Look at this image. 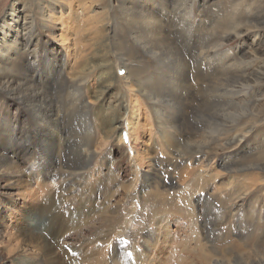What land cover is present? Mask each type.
<instances>
[{
    "label": "rangeland",
    "instance_id": "rangeland-1",
    "mask_svg": "<svg viewBox=\"0 0 264 264\" xmlns=\"http://www.w3.org/2000/svg\"><path fill=\"white\" fill-rule=\"evenodd\" d=\"M48 1L50 0H0V48L2 47L0 49V164L4 161V157L7 158L5 162L8 164V166L5 165L0 168V172L4 169L8 170L6 172H4L5 170L3 171L6 174L5 179L3 178V180L0 178V210L2 209L0 211L1 263L13 264L11 258L13 253L9 252L8 245L16 244V241L23 235V231L48 233L56 232L59 228L61 229L64 226L68 228L63 231V236L60 237V242L55 246V250L61 251L62 249L69 253L73 252L71 254L75 256H81L74 264H100L101 261V264H116L117 262L113 260L121 258L124 264H178L177 261H179V259L185 264H204L198 258L201 254L210 256L211 260L206 264H226L221 261V250L219 249L229 246L231 240L238 237H236V233L239 231L245 233L247 232L246 229H249V234L248 232L245 234L250 236L251 239H253L254 236L257 237L261 235V243L247 249H236L234 252V259L230 264H259L264 262V230H262L264 229V189L261 191H255L253 189L259 185H264V170L255 168L254 165L250 164H255L259 161L256 158H258L259 152L264 149V123L248 125L247 127L252 126L253 129H250L247 138L241 143H238V145L226 143V137L228 135L233 136L237 132L241 133L243 129L245 130V124L243 125V123L248 118L258 116L262 120V116H264V4H261L258 0V3L256 0H86L90 4L86 2L89 7L84 9V5L82 7L83 2L70 0L75 2V5H73V12H75L76 9L78 15L73 19L64 20L66 17H69L71 9L68 7L66 1H63L62 3H65L67 8H64L65 10L63 13L59 10L53 12V20L50 21L53 24V28L51 29V34H49L43 26L44 15H42L44 7L48 6ZM117 1L123 2L124 4L118 8L119 3ZM132 4H134L135 7ZM28 6H31L33 9ZM40 8L42 9L40 10ZM125 8H128V11H125L127 15L124 12ZM141 8L143 10H141ZM22 9L25 10L23 13L20 11ZM12 10H16L18 14H12ZM116 11L120 15L116 14ZM143 11H155L154 13H158L159 16L161 15L160 17L163 19L164 28L162 30L163 34L161 33V35L158 36L162 38L157 37L152 39L154 42H149L150 39H146V34L141 28L143 23L141 21L140 12ZM55 12L58 16L56 14L54 15ZM25 14L29 17L27 20L25 19ZM55 16L58 18L55 19ZM59 18H63L64 25L62 23L63 20H59ZM133 18L136 19L133 20ZM37 19L39 20L37 21ZM116 19L118 21H116ZM131 20L133 21L131 22ZM4 21H6L5 25ZM68 25L72 26V28L68 30L70 38L81 37L85 39V42H82L81 48L76 49L75 46H72L74 51H79L77 55L79 59L82 60L81 63L83 62V64H85L82 65V71L78 73V78L80 79L82 77L81 82H71L72 84L66 79H58L59 76H62L60 73L62 71L61 69H63L61 65L59 66V62H63L62 66L65 64L67 68L64 72V76L67 79L71 77L67 75L68 73L66 71L72 72L73 69L72 57L68 56L66 45L60 40H57V37L58 39L60 38L59 36L62 33V28L64 26L68 27ZM92 26H95L94 29L97 31L99 27L104 26L105 32L102 34V40L105 45L101 44L102 42L98 43V41H96L97 37H94V34H89L91 31L88 33V29ZM40 28L42 31H39ZM138 28H140V30H138ZM134 34H136V36ZM110 37L114 39V42ZM139 37L142 38L139 39ZM106 39L111 43L109 41L106 43ZM26 41H28V44ZM113 43L117 45H112ZM102 45L105 47V57L102 56V53L99 51ZM109 45L113 48L115 47V49L111 46L109 47ZM150 47H154V51H151ZM15 48L18 51H16ZM110 48L113 50L111 51ZM117 49L118 52H114L117 51ZM125 49H129V52ZM26 50L28 52H26ZM25 52L26 54H24ZM144 53L145 55H143ZM206 54H208V56ZM135 56H137V59H132L135 58ZM32 61H34L36 65L32 64ZM117 62L120 64V70L117 69ZM146 64L148 66H146ZM107 66L111 71L108 70ZM103 67L105 68L103 69ZM110 67H112L113 70ZM17 68L18 70L20 69V73L17 71ZM127 68L138 70L139 75L137 76V81L139 85L138 93L136 94L132 93V90H129L132 89L131 85H134L133 81H131V84L129 79H127L128 81L125 79L128 72ZM162 69H164L166 73ZM105 70L108 71L105 73ZM77 72L78 71H75V73ZM65 73L67 74L65 75ZM33 75L37 77L32 78ZM214 76L216 77L214 78ZM121 77L123 78L122 80ZM105 78L107 79L106 81L112 83V87L106 89V92L102 93L97 99V89L100 88L101 81ZM39 84H42V87L37 89ZM30 85L32 86L30 87ZM32 87L34 88L33 90ZM162 88L164 91H162ZM86 92L88 94H86ZM92 92L93 94L91 95ZM133 94L136 96L140 94L137 97H139L138 106L142 121L143 119H149L154 124L151 123L153 126H148L149 129L147 127L136 128L135 136L138 135L139 137L135 144L131 143L130 136L132 134L130 121L134 116V110L131 105L132 99L130 98H132ZM157 94H159L160 97H158ZM85 95L87 97H85ZM88 95H90V97ZM82 99H85V102ZM39 102L43 103H41V107L46 106L48 109L51 108L50 110L54 111L56 109L55 112H58L59 116L53 115V118L55 117L56 119L55 122L49 118L40 119V121H32L30 119L26 104L34 105ZM186 102L188 103L186 104ZM194 103L196 104L194 105ZM50 105L53 106V108L50 107ZM94 109L97 113L93 112ZM98 113L100 114L99 116L102 117L99 118V116H97ZM91 115L97 116V120H94L96 118ZM175 116L177 119H175ZM161 117L171 121L169 127L163 129L160 124ZM103 118H113V123L116 126L117 130L115 129L116 131L114 130L111 132L110 137H105V131H107L108 128L106 123H103ZM242 120L244 122H242ZM57 121L58 123L56 124ZM176 122H178V124ZM58 124L59 127L57 126ZM55 130L57 131L55 132ZM163 130L172 133L169 145L165 142L166 139L164 140V138H162ZM13 131L17 132L16 136H13ZM148 132L151 135L148 134ZM157 132L160 133L158 134ZM121 136H124L125 139L119 140ZM173 137L176 138L173 139ZM156 141L158 142L156 143ZM86 144L91 146V149L96 154L92 155L91 159L85 165V167H87V165L88 167L84 168L78 175H68V173L65 174L63 172H61L60 175L58 168L54 166L57 160L64 161L70 159L68 161L70 163L72 160L80 157L82 158V150L86 151ZM24 147L33 149L31 150L35 153L36 158H32L31 161L36 160L37 165L28 161L29 157L25 154L26 151H21V148ZM97 147L100 148V150L97 149ZM138 147L139 149L143 148L144 151L148 147H153L161 158L167 157L170 158V160L166 161L159 158L160 160L158 159L155 162L152 157L154 152H146L147 154L144 153L143 155L144 160L141 164L142 166L139 165L138 167L136 164L138 159ZM220 148L222 150L221 152ZM223 148L225 149L223 150ZM165 149L167 153L164 151ZM163 151L166 156L163 154ZM12 155L16 158L15 160L18 163L12 164L13 167L10 165L12 162L10 156ZM45 155L48 156L46 168L38 165L40 158H43ZM198 158H200V160ZM150 159H152V161ZM111 161L114 163L116 162L115 166L111 164ZM100 162H105L104 166H101ZM146 162H148V165L145 164ZM151 162H155L153 163L154 165ZM169 165L171 167H169ZM153 166H155V168ZM48 167L53 169L54 172ZM54 167L55 169L57 168V171L54 170ZM167 167H169L168 170ZM37 168H41V171L47 173V176L41 175L39 181L44 183L50 182L49 188V185L45 184L44 191L38 193V195H42V197L39 196V198L36 197L37 190L34 188L36 187V183H38L36 179ZM16 170H18V173L14 177L13 171L16 173ZM191 171H193V174H191ZM144 172L146 176H144ZM82 174L85 175L82 176ZM261 175L263 177H261ZM65 180L67 181L65 182ZM12 182H14V189H12V191H8L10 187L6 188V191H8L7 193L2 191V185ZM85 183L94 185L92 186L93 189L91 188L89 192L85 190ZM107 185L109 186L110 192L114 194V197H108V199L102 196L104 193L101 192ZM121 185H124L126 188H123ZM204 185H206L205 187L207 189ZM96 186L99 187L96 188ZM154 186H157L160 191L165 190L168 202L161 213L158 215L155 214L156 217H154L153 214L155 201H149L147 199V194L154 191ZM33 190L34 193H32ZM46 192L49 196L45 194ZM217 194L221 197H218ZM239 195H242L243 199L239 201V205L234 211L231 209L229 210L228 206L234 202L231 201L232 196L235 197ZM46 196L49 198L51 196L53 197V210L45 212V214L37 212L36 210L30 212L26 211L27 204L28 206H33L32 204L36 202V200L42 201V198ZM225 196H227L226 199ZM229 198L230 200H228ZM61 199L64 202H62ZM95 199L97 202L93 205ZM246 201L249 202L247 203ZM6 202H9V204L6 205ZM206 202L208 205H204ZM184 205L187 207H184ZM198 207H201L199 208L200 210ZM128 209L130 213L125 216V221L121 226L122 228L110 230L109 226L104 227V224H102L107 218L112 217L110 214L115 216L121 212L126 213ZM56 212L59 213L60 218L55 216ZM27 213L29 216L26 218L25 215ZM83 220L88 226L84 224ZM166 220L169 221L167 222ZM252 220L255 221V223ZM15 222L19 229H21V232H16V229H14L13 226ZM74 222L76 224H74ZM71 223L74 225H70ZM12 224L14 225L12 226ZM62 224L64 226H62ZM98 224H100V226H98ZM166 224L169 228L166 227ZM82 226H87L88 228ZM256 226H258V231L256 230ZM166 230L169 232V236L171 234L173 235V237L171 235L173 239L168 238L172 240L168 241L169 243L172 242V247L168 248L166 246L168 252L164 250L165 248L163 249L162 257H165L166 260L164 261V258L161 257L164 262L161 261L162 263H160V260H156V254L159 255V252L155 249H159V246L161 244L163 245V242L167 243L164 241L163 237H166V235H164ZM234 230L236 232L235 234ZM90 231L93 232L91 233ZM255 231L257 233H254ZM75 232L78 233L77 236ZM229 232L233 235H229ZM67 233L69 235H67ZM95 234L96 237L94 236ZM12 235H15L17 238L14 241H9V237ZM153 235H155V238ZM224 235L226 237L229 235V239L227 237L225 240L226 237ZM144 237L146 238L144 239ZM67 238H69V240H67ZM108 238L110 239L108 240ZM147 238L153 246L150 245V242H147ZM80 240H83V242ZM140 240H142V244H139ZM224 241L227 243H223ZM228 241L230 242L229 244ZM180 242L182 244L181 247L176 246ZM87 243L88 245H86ZM197 244H202L204 248L201 250L196 249L195 246ZM220 244L226 245H221L220 247ZM63 245L64 247H62ZM122 245L126 248L122 247ZM155 245L156 247H154ZM58 246H60L59 248L61 249H58ZM135 246L136 250H132ZM128 247H131V249H128ZM150 249H154L153 252ZM132 251H136V255L138 252L137 257ZM117 252H119V254L121 252L120 257ZM141 252L144 253L142 254ZM30 253H33V251L27 250L24 255L26 256V254ZM212 253L215 255L217 254V257ZM236 253L238 254L237 257H235ZM149 254L153 255H150L152 258ZM144 258H146V261ZM141 259L144 263L141 262Z\"/></svg>",
    "mask_w": 264,
    "mask_h": 264
},
{
    "label": "bare ground",
    "instance_id": "bare-ground-1",
    "mask_svg": "<svg viewBox=\"0 0 264 264\" xmlns=\"http://www.w3.org/2000/svg\"><path fill=\"white\" fill-rule=\"evenodd\" d=\"M31 1V0H30ZM51 1V0H50ZM50 1H48V6H46V7H44V9H43V12H42V15H44V19H43V16H42V19L44 20L43 21V26H44V28L46 29V32H48L49 34H51V29L53 28L52 26H53V24H52V22H50L51 20H53V12L54 11H60L61 13H63V11L65 10L64 8H67V6H65V3H62L63 1H66V3H67V5H68V7L71 9V12H70V15H69V17L67 18H65L64 20H66V19H73L74 17H76L77 15H78V12H76V9H75V12H73V9H74V6L73 5H75V2H73V1H70V0H52L51 2ZM77 2H83V4H82V7H83V5H84V9L85 8H88L89 6H87V4H86V0H76ZM95 1V0H94ZM93 1V2H94ZM119 1H121V0H119ZM130 1V0H129ZM158 1V0H157ZM187 1V0H186ZM261 4H264V0H258ZM92 2V3H93ZM113 2V1H112ZM118 2V1H117ZM133 2V1H132ZM256 2H257V0H256ZM36 3H37V1H36ZM88 3V2H87ZM119 4H118V8L119 7H121V5H123L124 3L122 2H118ZM127 3V2H126ZM193 3V2H192ZM258 3V2H257ZM88 4H90V3H88ZM94 4V3H93ZM128 4H130V3H128ZM142 4V3H141ZM157 4V3H156ZM208 4V3H207ZM37 5H39V4H37ZM113 5H114V3H113ZM125 5H127V4H125ZM132 5H134V4H132ZM40 6V5H39ZM38 6V7H39ZM109 6H110V4H109ZM116 6V5H115ZM131 6V5H130ZM28 7H30L31 8V6H28ZM36 7V6H35ZM125 7V6H124ZM123 7V8H124ZM134 7H135V5H134ZM140 7V6H139ZM142 7H144V6H142ZM164 7V6H163ZM256 7V6H255ZM254 7V8H255ZM68 8V9H69ZM116 8H117V6H116ZM145 8V7H144ZM160 8H161V6H160ZM31 9H33V8H31ZM42 8H40V10H41ZM131 10V9H130ZM141 10H143L142 8H141ZM253 10V9H252ZM22 13L25 11L24 9H22V10H20ZM125 11H128V8H125L124 9V12ZM140 11V10H139ZM30 12V11H29ZM34 12V11H33ZM117 12V11H116ZM155 12V11H154ZM154 12H145V11H143V12H140L141 14H140V16H141V18H142V23H143V25H141V28L143 29V31L145 32V34H146V39H150L149 40V42H154V40H152V39H154V38H157V37H160V38H162L161 36H158V35H161V33L163 32L162 30H163V19L158 15V13H154ZM39 13V12H38ZM109 13H111V12H109ZM126 13V12H125ZM12 14H18L17 13V11L15 10V11H13L12 10ZM28 14V13H27ZM56 14V12L54 13V15ZM116 14H118V15H120L118 12L116 13ZM24 15V14H23ZM32 15V14H31ZM57 15V14H56ZM126 15H127V13H126ZM39 16H40V14H39ZM58 16V15H57ZM110 16V15H109ZM117 16V15H116ZM130 16H132V15H130ZM133 16H134V14H133ZM139 16V15H138ZM137 16V17H138ZM139 16V17H140ZM121 17V16H120ZM136 17V18H137ZM15 18V17H14ZM27 18H29L26 14H25V19L27 20ZM40 18V17H39ZM58 17H56L55 16V19H57ZM110 18H112V17H110ZM132 18V17H131ZM136 18H133V20H135ZM33 19V18H32ZM31 19V20H32ZM60 19H62L63 20V18H59V20ZM25 20V21H26ZM30 20V19H29ZM39 19H37V21H38ZM64 20L62 21V23H63V25H64ZM112 20V19H111ZM129 20H130V18H129ZM128 20V21H129ZM133 20H131V22L133 21ZM116 21H118L117 19H116ZM115 21V22H116ZM126 21V20H125ZM137 21V20H136ZM27 22V21H26ZM109 22H110V20H109ZM5 23H6V21H4V25H5ZM38 23V22H37ZM118 23H120V22H118ZM125 23H127V22H125ZM33 24H34V22H33ZM41 24V23H40ZM117 24V23H116ZM123 24V23H122ZM122 24H120L121 26H123ZM138 24V23H137ZM111 25V24H110ZM128 25V24H127ZM139 25V24H138ZM39 26H41V25H39ZM55 26V25H54ZM106 26V25H105ZM119 26V25H118ZM124 26H125V24H124ZM33 27V26H32ZM38 27V26H37ZM42 27V26H41ZM139 27V26H138ZM30 28V27H29ZM28 28V29H29ZM43 28V29H44ZM54 28H56V27H54ZM70 28H72V26L71 25H68V27L67 26H64L63 28H62V33L60 34V38L58 39V37H57V40H60L62 43H64L65 45H66V48H67V50H68V56L69 57H72L71 58V60H72V65H73V69H72V72H69V71H66L67 73H65V75L67 74V75H70V79H67L65 76H64V72H65V70H67V68L65 67V64H64V66H62V63L63 62H59V66L61 65V67L63 68V69H61L62 71H61V77L59 76L58 77V79L60 78V79H62V80H64V79H66L67 81H69L70 82V84H72L71 82H73V83H78V82H81V79H82V77L79 79L78 78V73L80 72V71H82V65H85V64H83V62L81 63V61L82 60H80L79 59V57H78V52L79 51H74V48H72V46H75L76 47V49H79V48H81V46H82V42H85V39H83V38H81V37H75V38H70V35H69V32H68V30L70 29ZM95 28V26H92V27H90L89 29H88V33L91 35V34H94L95 36L94 37H97V39H96V41H98V43H100V42H102L101 44H104V41L102 40V34H104V32H105V28H104V26H101V27H99L98 28V31L97 30H95L94 29ZM111 28H112V26H111ZM116 28V27H115ZM125 28V27H124ZM134 28V27H133ZM132 28V29H133ZM31 29V28H30ZM38 29H39V27H38ZM94 29V30H93ZM109 30V29H108ZM124 30V29H123ZM136 30V29H135ZM134 30V31H135ZM138 30H140V28H138ZM165 30V29H164ZM32 31V30H31ZM38 31V30H37ZM39 31H42L41 30V28H40V30ZM44 31V30H43ZM55 31V30H54ZM114 31V30H113ZM116 31V30H115ZM117 31H118V29H117ZM128 31V30H127ZM142 31V30H141ZM167 31V30H166ZM34 32V31H33ZM44 33V32H43ZM127 33V32H126ZM134 33V32H133ZM136 33V32H135ZM165 33V32H164ZM31 34H34V33H31ZM56 34V33H55ZM124 34V33H123ZM163 34V33H162ZM35 35V34H34ZM40 35V34H39ZM44 35V34H43ZM43 35H41V36H43ZM109 35V34H108ZM112 35V34H111ZM131 35V34H130ZM135 36H136V34H134ZM133 35V36H134ZM129 36V35H128ZM140 36V35H139ZM143 36V35H142ZM40 37V36H39ZM48 37V36H47ZM116 37V36H115ZM145 37V36H144ZM33 38V37H32ZM43 38V37H42ZM90 38H92V37H90ZM107 38H109V37H107ZM111 38V37H110ZM117 38V37H116ZM124 38H125V36H124ZM123 38V39H124ZM140 38H142V37H139V39ZM159 38V39H160ZM49 39V38H48ZM111 39H113V38H111ZM134 39V38H133ZM145 39V40H146ZM42 40V39H41ZM44 40V39H43ZM51 40V39H50ZM49 40V41H50ZM94 40V39H93ZM118 40V39H117ZM166 40H167V38H166ZM107 41H109L108 39H106V43H107ZM112 41V40H111ZM115 41H116V39H115ZM12 42V41H11ZM17 42H19V41H17ZM28 41H26V43H27ZM35 42H36V40H35ZM34 42V43H35ZM44 42V41H43ZM110 42V41H109ZM113 42H114V39H113ZM120 42V41H119ZM127 42H129V41H127ZM162 42V41H161ZM5 43V42H4ZM111 43V42H110ZM118 43V42H117ZM124 43V42H123ZM143 43V42H142ZM160 43V42H159ZM164 43V42H163ZM28 44V43H27ZM36 44V43H35ZM115 43H113L112 45H114ZM129 44V43H128ZM127 44V45H128ZM158 44V43H157ZM160 44H162V43H160ZM159 44V45H160ZM170 44V43H169ZM6 45V44H5ZM26 45V44H25ZM37 45V44H36ZM45 45V44H44ZM105 45V44H104ZM115 45H117V44H115ZM118 45H119V43H118ZM120 45H122V44H120ZM124 45V44H123ZM132 45V44H131ZM130 45V46H131ZM134 45V44H133ZM150 45H151V43H150ZM153 45H154V43H153ZM165 45V44H164ZM32 46V45H31ZM40 46V45H39ZM92 46V45H91ZM111 45H109V47H110ZM125 46V45H124ZM135 46H137V45H135ZM146 46V45H145ZM157 46V45H156ZM215 46V45H214ZM28 47V46H27ZM112 47V46H111ZM162 47V46H161ZM2 48V47H1ZM0 48V49H1ZM30 48V47H29ZM32 48V47H31ZM104 46L102 45V46H100V48H99V51L102 53L101 55L102 56H104L105 57V55H104ZM113 48V47H112ZM122 48V47H121ZM127 48V47H126ZM151 48V47H150ZM154 47H152L151 48V51H154V49H153ZM16 49V48H15ZM25 49V48H24ZM23 49V50H24ZM35 49V48H34ZM111 49V48H110ZM109 49V50H110ZM113 49H115V47L113 48ZM113 49H111V51L113 50ZM143 49V48H142ZM7 50V49H6ZM22 50V51H23ZM108 50V51H109ZM126 50V49H125ZM129 49H127L126 51L127 52H129L128 51ZM134 50V49H133ZM137 50H138V48H137ZM149 50V49H148ZM16 51H18L17 49H16ZM22 51H20V52H22ZM110 51V52H111ZM124 51V50H123ZM19 52V53H20ZM26 52H28L27 50H26ZM26 52L24 53V54H26ZM33 52V51H32ZM114 52H118V49H117V51H114ZM140 52H141V50H140ZM149 52V51H148ZM18 53V54H19ZM48 53V52H47ZM99 53V52H98ZM108 53V52H107ZM122 53V52H121ZM131 53H133V52H131ZM134 53H136V52H134ZM152 53V52H151ZM162 53V52H161ZM35 54V53H34ZM61 54V53H60ZM109 54V53H108ZM107 54V55H108ZM125 54V53H124ZM129 54V53H128ZM148 54V53H147ZM146 54V55H147ZM150 54V53H149ZM154 54H155V52H154ZM158 54V53H157ZM156 54V55H157ZM160 54V53H159ZM17 55V54H16ZM30 55V54H29ZM46 55V54H45ZM117 55H118V53H117ZM121 55V54H120ZM142 55V54H141ZM143 55H145V53L143 54ZM142 55V56H143ZM151 55V54H150ZM149 55V56H150ZM155 55V56H156ZM207 56H208V54H206ZM14 56V55H13ZM122 56V55H121ZM128 56V55H127ZM141 56V57H142ZM148 56V57H149ZM161 56V55H160ZM17 57V56H16ZM26 57H28V56H26ZM78 57V58H77ZM110 57V56H109ZM118 57H119V55H118ZM124 57V56H123ZM133 57V56H132ZM163 57V56H162ZM169 57H171V56H169ZM204 57V56H203ZM37 58H39V57H37ZM36 58V59H37ZM64 58V57H63ZM113 58V57H112ZM143 58V57H142ZM159 58V57H158ZM173 58V57H172ZM207 58V57H206ZM217 58V57H216ZM227 58V57H226ZM22 59V58H21ZM120 59V58H119ZM132 59H137V56H135V58H132ZM156 59V58H155ZM205 59V58H204ZM228 59V58H227ZM10 60V59H9ZM14 60H16V59H14ZM25 60V59H24ZM58 60V59H57ZM56 60V61H57ZM85 60V59H84ZM122 60V59H121ZM120 60V61H121ZM210 60V59H209ZM233 60V59H232ZM232 60H230V61H232ZM107 61V60H106ZM171 61V60H170ZM211 61V60H210ZM18 62V61H17ZM20 62V61H19ZM33 63L32 64H35V62L34 61H32ZM37 62V61H36ZM85 62V61H84ZM95 63H97L96 61H94ZM122 62V61H121ZM131 62V61H130ZM140 62V61H139ZM23 63V62H22ZM26 63V62H25ZM86 63V62H85ZM89 63V62H88ZM90 63H92V62H90ZM119 62H117V69L118 70H120V64H118ZM128 63V62H127ZM166 63V62H165ZM212 63V62H211ZM262 63V62H261ZM135 64H136V62H135ZM158 64V63H157ZM156 64V65H157ZM160 64V63H159ZM203 64V63H202ZM36 65V64H35ZM87 65V64H86ZM161 65V64H160ZM90 66V65H89ZM109 66H111V65H109ZM124 66H127V65H124ZM131 66H132V64H131ZM145 66V65H144ZM146 66H148L147 64H146ZM164 66V65H163ZM86 67V66H85ZM122 67H123V65H122ZM133 67V66H132ZM173 67V66H172ZM23 68V67H22ZM25 68V67H24ZM32 68V67H31ZM41 68V67H40ZM105 67H103V69H104ZM107 68H108V66H107ZM106 68V69H107ZM110 68H112V67H110ZM144 68V67H143ZM146 68V67H145ZM218 68V67H217ZM25 69H27V68H25ZM89 69V68H88ZM147 69V68H146ZM150 69V68H149ZM20 70V69H19ZM19 70H18V68H17V71L19 72ZM22 70H24V69H22ZM108 70H109V68H108ZM108 70H105V73L108 71ZM112 70H113V68H112ZM127 70H128V72H127V76L125 77V79L127 80V79H129L130 80V83H131V81H133V83H134V85L132 84H130L129 82H127V83H129V85H131L132 86V89H129V90H132V93H138V81H137V79H138V70L137 69H135V70H132V68H127ZM141 70V69H140ZM162 70H164V69H162ZM6 71V70H5ZM5 71H4V73H5ZM33 71H35V70H33ZM75 71H78L77 73H75ZM109 71H111V70H109ZM159 71V70H158ZM165 71V70H164ZM24 72V71H23ZM36 72V71H35ZM39 72V71H38ZM101 72V71H100ZM20 73V72H19ZM58 73V74H59ZM102 73V72H101ZM146 73V72H145ZM165 73H166V71H165ZM6 74V73H5ZM143 74V73H142ZM3 75V74H2ZM171 75V74H170ZM189 75V74H188ZM196 76V75H195ZM37 76L36 75H33V77L32 78H36ZM124 77V76H123ZM164 77H165V75H164ZM168 77V76H167ZM170 77V76H169ZM216 76H214V78H215ZM85 78V77H84ZM153 78V77H152ZM155 78V77H154ZM163 78V77H162ZM176 78V77H175ZM57 79V80H58ZM123 78L121 77V80H122ZM156 79V78H155ZM165 79V78H164ZM169 79V78H168ZM31 80H33V79H31ZM107 79L105 78V79H103L102 81H101V84H100V88L99 89H97L98 91V94H97V96H96V98L98 99V97L102 94V93H104V92H106V89H109L110 87H112V83H110V82H108V81H106ZM158 80V79H157ZM161 80V79H160ZM176 80V79H175ZM128 81V80H127ZM152 81V80H151ZM39 82V81H38ZM48 82V81H47ZM150 82V81H149ZM196 82V81H195ZM36 83H37V80H36ZM43 83V82H42ZM126 83V84H127ZM38 84V83H37ZM82 84V83H81ZM86 84H88V83H86ZM15 85V84H14ZM27 85H28V83H27ZM124 85V84H123ZM128 85V86H129ZM149 85V84H148ZM156 85H157V83H156ZM166 85V84H165ZM13 86V85H12ZM32 85H30V87H31ZM85 86V85H84ZM83 86V87H84ZM87 86H89V85H87ZM147 86V85H146ZM188 86V85H187ZM29 87V88H30ZM42 87V84H39L38 85V88L37 89H39V88H41ZM73 87V86H72ZM164 87V86H163ZM189 87V86H188ZM15 88V87H14ZM69 88H71V87H69ZM74 88V87H73ZM87 88V87H86ZM89 88V87H88ZM154 88V87H153ZM160 88V87H159ZM167 88V87H166ZM170 88V87H169ZM34 88L32 87V90H33ZM43 89V88H42ZM83 89V88H82ZM145 89V88H144ZM192 89V88H191ZM87 90V89H86ZM151 90V89H150ZM160 90H161V88H160ZM175 90V89H174ZM190 90V89H189ZM13 91V90H12ZM38 91V90H37ZM88 91H89V89H88ZM158 91V90H157ZM156 91V92H157ZM162 91H164L163 90V88H162ZM169 91V90H168ZM14 92V91H13ZM19 92V91H18ZM27 92V91H26ZM145 92V91H144ZM150 92V91H149ZM154 92V91H153ZM167 92V91H166ZM31 93V92H30ZM130 93V92H129ZM159 93V92H158ZM200 93H202V92H200ZM199 93V94H200ZM86 94H88L87 92H86ZM93 94V92L91 93V95ZM96 94V93H95ZM135 94H133L132 95V98H130V99H132V101H131V105H132V107H133V110H134V113H133V118H132V120L130 121V123H131V131H132V134L130 135L131 136V143H136L137 142V140H138V135L137 136H135V130H136V128L138 127H144V128H148V126H151L153 123L148 119V120H146V119H143V121H142V119L140 118V113H139V106H138V98L139 97H137L138 95H140V94H137V96L135 95ZM151 94H153V93H151ZM161 94V93H160ZM19 95V94H18ZM28 95V94H27ZM130 95V94H129ZM158 95V97H160L159 96V94H157ZM157 95H156V97H157ZM37 96V95H36ZM89 97H90V95H88ZM190 96V95H189ZM203 96V95H202ZM31 97V96H30ZM85 97H87L86 95H85ZM130 97V96H129ZM143 97V96H142ZM146 97V96H145ZM162 97V96H161ZM194 97V96H193ZM28 98V97H27ZM23 99V98H22ZM25 99V98H24ZM29 99V98H28ZM96 99V100H97ZM124 99V98H123ZM54 100V99H53ZM83 100V99H82ZM81 100V101H82ZM85 100V99H84ZM83 100V101H84ZM87 100V99H86ZM152 100V99H151ZM154 100V99H153ZM163 100V99H162ZM165 100V99H164ZM261 100V99H260ZM26 101V100H25ZM144 101H145V98H144ZM174 101V100H173ZM183 101V100H182ZM205 101V100H204ZM43 102H44V100H43ZM49 102H51V101H49ZM85 102V101H84ZM100 102V101H99ZM150 102V101H149ZM148 102V103H149ZM176 102V101H175ZM184 102V101H183ZM200 102V101H199ZM42 103V102H41ZM41 103L39 102V103H37V104H34V105H31V104H26V107H27V109H28V114H29V117H30V119L32 120V121H40V119H46V118H49V119H52V120H54V122H55V117L53 118V115H56V116H59V114H58V112H55L56 111V109H55V111L54 110H50L51 108H49L48 109V107H41ZM188 102H186V104H187ZM190 103V102H189ZM201 103V102H200ZM43 104V103H42ZM46 104V103H45ZM160 104V103H159ZM176 104V103H175ZM196 103H194V105H195ZM47 105V104H46ZM147 105V104H146ZM194 105H193V107H194ZM201 105V104H200ZM48 106V105H47ZM81 106V105H80ZM83 106V105H82ZM92 106H94V105H92ZM91 106V107H92ZM97 106V105H96ZM164 106V105H163ZM256 106V105H255ZM50 107H52L53 108V106H51L50 105ZM95 107V106H94ZM117 107V106H116ZM150 107V106H149ZM191 107V106H190ZM189 107V108H190ZM196 107V106H195ZM47 108V109H46ZM118 108V107H117ZM146 108V107H145ZM159 108H161V107H159ZM96 109V108H95ZM95 109L93 110V112H96L95 111ZM163 109V108H162ZM92 110V109H91ZM102 110V109H101ZM104 110V109H103ZM143 110V109H142ZM145 110V109H144ZM150 110H152V109H150ZM154 110V109H153ZM190 110H192V109H190ZM80 111V110H79ZM183 111H185V110H183ZM86 112V111H85ZM103 112V111H102ZM101 112V113H102ZM92 113V112H91ZM90 113V114H91ZM97 113V112H96ZM100 113V112H99ZM97 114V116H99L100 114ZM106 113V112H105ZM143 113V112H142ZM157 113V112H156ZM174 113V112H173ZM183 113V112H182ZM95 114V113H94ZM103 114H104V112H103ZM144 114V113H143ZM151 114V113H150ZM149 114V115H150ZM159 114V113H158ZM255 114V113H254ZM253 114V115H254ZM96 115V114H95ZM164 115V114H163ZM177 115H178V113H177ZM176 115V116H177ZM256 115V114H255ZM91 116H94V115H91ZM90 116V117H91ZM96 116V117H97ZM144 116V115H143ZM175 116V117H176ZM183 116V115H182ZM187 116V115H186ZM95 117V116H94ZM95 117V118H96ZM100 117H102V116H99V118ZM105 117H106V114H105ZM131 117V116H130ZM150 117V116H149ZM152 117V116H151ZM174 117V118H175ZM146 118V117H145ZM153 118V117H152ZM48 119V120H49ZM104 119V118H103ZM102 119V121H103V123H106V125H107V128H108V130L107 131H105V137H110L111 136V132H113L115 129H116V126H115V124L113 123V118H110V119H104L103 120ZM118 119V118H117ZM175 119H177V117L175 118ZM185 119V118H184ZM246 119V118H245ZM94 120H97V118L96 119H94ZM144 120H146V121H144ZM160 120V119H159ZM244 120V119H243ZM242 120V122H244ZM45 121H47V120H45ZM156 121V120H155ZM178 121H180V120H178ZM182 121V120H181ZM52 122V121H51ZM96 122V121H95ZM101 122V121H100ZM171 121L170 120H167L166 118H164V117H161V120H160V124H161V126L163 127V129L165 128V127H169V123H170ZM185 122V121H184ZM39 123V122H38ZM58 123V121L56 122V124ZM92 123H93V121H92ZM152 123V124H151ZM173 123V122H172ZM177 124H178V122H176ZM250 123V124H249ZM259 123H264V116H262V120H261V118H259L258 116H255V117H250V118H248L244 123H243V125L245 124V130L243 129L242 131H244V132H242L241 131V133L240 132H237L235 135H233V136H230V135H228L226 138V143L227 144H231V145H238V143H241L243 140H245L246 138H247V136H248V133L250 132V129L252 128V126L251 127H247L248 125H256V124H259ZM44 124V123H43ZM47 124V123H46ZM45 124V125H46ZM53 124V123H52ZM96 124V123H95ZM114 124V125H113ZM176 124V125H177ZM180 124V123H179ZM37 125H39V124H37ZM92 125V124H91ZM154 125V124H153ZM152 125V126H153ZM157 125V124H156ZM42 126H44V125H42ZM48 126V125H47ZM49 126H50V123H49ZM58 127H59V124L57 125ZM104 126V125H103ZM151 126V127H152ZM96 127V126H95ZM150 127V128H151ZM247 127V128H246ZM220 128V127H219ZM218 128V129H219ZM55 129V128H54ZM141 129V128H140ZM149 129V128H148ZM155 129H156V127H155ZM176 129H178V128H176ZM253 129V128H252ZM15 130V129H14ZM21 130V129H20ZM24 130V129H23ZM62 130H64V129H62ZM117 130V129H116ZM115 130V131H116ZM142 130V129H141ZM175 130V129H174ZM11 131V130H10ZM52 131V130H51ZM57 130H55V132H56ZM75 131V130H74ZM139 131V130H138ZM143 131V130H142ZM151 131V130H150ZM253 131V130H252ZM258 131V130H257ZM260 131V130H259ZM54 132V133H55ZM62 133V132H61ZM138 133V132H137ZM158 133V132H157ZM160 133V132H159ZM158 133V134H159ZM29 134V133H28ZM64 134V133H63ZM148 134H150L149 132H148ZM174 134V133H173ZM17 135V132L16 131H13V136H16ZM24 135V134H23ZM147 135V134H146ZM151 135V134H150ZM153 135V134H152ZM61 136V135H60ZM59 136V137H60ZM143 136V135H142ZM162 138H164V140L166 139V141L165 142H167V145H169L170 144V142H171V138H172V133L171 132H169V131H167V130H163V132H162ZM204 136V135H203ZM213 136H214V134H213ZM154 137V136H153ZM160 137V136H159ZM178 137V136H177ZM151 138V137H150ZM155 138V137H154ZM158 138V137H157ZM156 138V139H157ZM174 138H176V137H173V139ZM216 138V137H215ZM124 140L125 139V137L124 136H121L120 137V139L119 140ZM160 139V138H159ZM180 139V138H179ZM181 140V139H180ZM104 141V140H103ZM102 141V142H103ZM140 141V140H139ZM174 141V140H173ZM179 141V140H178ZM203 141V140H202ZM106 142V141H105ZM104 142V143H105ZM158 141H156V143H157ZM164 142V143H165ZM204 142V141H203ZM63 143V142H62ZM107 143V142H106ZM163 143V142H162ZM199 143V142H198ZM200 143H201V141H200ZM148 144V143H147ZM152 144V143H151ZM245 144V143H244ZM16 145H17V143H16ZM44 145V144H43ZM87 145V144H86ZM86 145H82V146H86ZM98 145H100V144H98ZM218 145V144H217ZM95 146V145H94ZM141 146H143V145H141ZM150 146V145H149ZM153 146V145H152ZM159 146V145H158ZM219 146V145H218ZM143 147H145V146H143ZM156 147V146H155ZM167 147V146H166ZM165 147V148H166ZM172 147V146H171ZM180 147V146H179ZM223 147V146H222ZM67 148V147H66ZM121 148V147H120ZM158 148V147H157ZM170 148V147H169ZM32 149V148H31ZM30 148H26V147H24V148H21V151H26V155H28V161H30V162H32L33 164H35V165H37V162H36V160H33V161H31L32 160V158H36V155H35V153L31 150ZM97 149H99L100 150V148H98L97 147ZM162 149H164V148H162ZM161 149V150H162ZM186 149V148H185ZM225 148H223V150H224ZM230 149V148H229ZM256 149V148H255ZM20 150V149H19ZM86 151H84V150H82V158L80 157V158H78V159H75V160H72V161H70V163L68 162L70 159H68V160H64V161H61V160H57V163H56V165H54L55 167H57L58 168V170H59V172H60V175H61V172H63V173H68V175H78V174H80L81 173V171L84 169V168H87L88 167V165H87V167H85V165L88 163V161L91 159V157H92V155H96L95 154V152L91 149V146H86V149H85ZM138 151H137V153H138V159H137V165H138V167H139V165H141L142 164V162H143V160H144V153L145 154H147L146 152H148V153H153L154 152V155H152V157H153V159H154V161L156 162L159 158L160 159H163V160H170V158H167V157H165V158H161L156 152H155V149L153 148V147H148V148H146L145 149V151L143 150V148H140L139 149V147H138V149H137ZM157 150V149H156ZM182 150V149H181ZM237 150V149H236ZM115 151V150H114ZM159 151V150H158ZM164 151H166V149L164 150ZM164 151H163V154L165 155V153H164ZM178 151V150H177ZM201 151V150H200ZM219 151V150H218ZM222 150H221V148H220V152H221ZM161 152V151H160ZM183 152V151H182ZM202 152V151H201ZM204 152V151H203ZM17 153V152H16ZM23 153V152H22ZM166 153H167V151H166ZM184 153V152H183ZM190 153V152H189ZM228 153V152H227ZM226 153V154H227ZM233 153V152H232ZM170 154V153H169ZM173 154H174V152H173ZM186 154V153H185ZM203 154H207V153H203ZM209 154V153H208ZM51 155V154H50ZM50 155H49V157H50ZM149 155V154H148ZM233 155V154H232ZM19 156V155H18ZM54 156V155H53ZM52 156V157H53ZM69 156V155H68ZM80 156V155H79ZM137 156V155H136ZM147 156V155H146ZM166 156V155H165ZM169 156V155H168ZM171 156V155H170ZM188 156H190V155H188ZM198 156V155H197ZM11 157V164L10 165H14V164H18L17 163V161L15 160L16 158L12 155V156H10ZM26 157V156H25ZM47 157L48 156H44L43 158H40V161H39V163H38V165L40 166H42V167H45L46 168V166H47ZM51 157V158H52ZM185 157V156H184ZM192 157H194V156H192ZM212 157V156H211ZM221 157V156H220ZM219 157V158H220ZM59 158V157H58ZM65 158V157H64ZM136 158V157H135ZM148 158V157H147ZM176 158V157H175ZM175 158H174V160H175ZM209 158H210V156H209ZM215 158H216V156H215ZM218 158V159H219ZM226 158V157H225ZM62 159V158H61ZM95 159V158H94ZM149 159V158H148ZM147 159V160H148ZM159 159V160H160ZM187 159H189V158H187ZM193 159V158H192ZM199 160H200V158H198ZM202 159V158H201ZM204 159V158H203ZM214 159V158H213ZM222 159V158H221ZM247 159V158H246ZM257 160H259L257 163H255V164H252V163H250L251 165H254L255 166V168H259V169H262V170H264V149L263 150H261L260 152H259V156H258V158H256ZM7 160V158L6 157H4V161L2 162V164H0V168L1 167H3V166H5V165H7L8 166V164H6V161ZM15 160V161H14ZM151 161H152V159H150ZM149 160V161H150ZM173 160V161H174ZM178 160V159H177ZM191 160V159H190ZM193 160H195V159H193ZM244 160V159H243ZM255 160V159H254ZM102 161V160H101ZM235 161H236V159H235ZM239 161H240V159H239ZM16 162V163H15ZM155 162H153V163H155ZM161 162V161H160ZM164 162V161H163ZM169 162V161H168ZM178 162L180 163V161L178 160ZM207 162V161H206ZM230 162V161H229ZM28 163V162H27ZM55 163V162H54ZM101 163V166L103 165L104 166V163L105 162H100ZM152 163V162H151ZM152 163V164H153ZM167 163V162H166ZM201 163V162H200ZM203 163V162H202ZM240 163V162H239ZM245 163H246V161H245ZM111 164L112 165H114L115 166V164H116V162L114 163L113 161H111ZM145 164H147L148 165V162H146ZM168 164V163H167ZM232 164H234V163H232ZM13 165H12V167H13ZM50 165V164H49ZM106 165V164H105ZM154 165V164H153ZM231 165V164H230ZM237 165V164H236ZM245 165V164H244ZM251 165H249V166H251ZM16 166V165H15ZM142 166V165H141ZM162 166V165H161ZM11 167V168H12ZM32 167V166H31ZM55 167H54V170L55 171H57L56 169H55ZM149 167H150V164H149ZM154 168H155V166H153ZM152 167V168H153ZM158 167V166H157ZM169 167H171L170 165H169ZM169 167H167V170H168V168ZM226 167V166H225ZM246 167V166H245ZM16 168V167H15ZM33 168V167H32ZM48 168H50V167H48ZM152 168H151V170H152ZM240 168V167H239ZM242 168V167H241ZM250 168V167H249ZM254 168V167H253ZM7 169V168H6ZM38 169V168H37ZM51 169V168H50ZM233 169V168H232ZM243 169V168H242ZM5 170V169H4ZM2 170L0 173V178H4L5 179V177H6V174L4 173V172H6V171H8V170ZM15 170V169H14ZM52 171H53V169H51ZM91 170V169H90ZM154 170V169H153ZM231 170V169H230ZM238 170V169H237ZM4 171V172H3ZM11 171H12V169H11ZM11 171H10V173H11ZM17 172L15 173V171H13L14 172V177L17 175V173H18V170H16ZM138 171V170H137ZM155 171V170H154ZM196 171V170H195ZM232 171V170H231ZM234 171H235V169H234ZM47 172H49V171H47ZM54 172V171H53ZM151 172H153V171H151ZM157 172V171H156ZM161 172V171H160ZM237 172V171H236ZM33 173V172H32ZM35 173V172H34ZM139 173V172H138ZM145 173V172H144ZM159 173V172H158ZM5 174V175H4ZM50 174L52 175V173H51V171H50ZM54 174V173H53ZM143 174V173H142ZM191 174H193V171H191ZM29 175V174H28ZM41 175H43V176H47V173H45L44 171H41V168H39L38 170H36V179H37V182L38 183H36V187H34L37 191V194H36V197L37 198H39V196H41L42 197V195H38V193H41V192H43L44 191V189H45V184H47V185H49V183L50 182H46V183H44V182H41V181H39V178H40V176ZM55 175V174H54ZM53 175V176H54ZM83 175H85V174H82V176ZM153 175H154V173H153ZM30 176V175H29ZM52 176V177H53ZM58 176V175H57ZM63 176V175H62ZM61 176V177H62ZM80 176V175H79ZM78 176V177H79ZM117 176V175H116ZM144 176H146V173H145V175ZM31 177V176H30ZM34 177H35V175H34ZM51 177V178H52ZM81 177V176H80ZM79 177V178H80ZM138 177V176H137ZM155 177H157V176H155ZM261 177H263L262 175H261ZM42 178V177H41ZM46 178V177H45ZM54 178V177H53ZM52 178V179H53ZM59 178V177H58ZM57 178V179H58ZM76 178V177H75ZM105 178V177H104ZM146 178V177H145ZM3 179V180H4ZM8 179V178H7ZM6 179V180H7ZM12 179V178H11ZM78 179V178H77ZM81 179H83V178H81ZM88 179V178H87ZM154 179V178H153ZM153 179H152V181H153ZM166 179V178H165ZM167 179H168V177H167ZM167 179H166V181H167ZM256 179V178H255ZM30 180V179H29ZM32 180H33V178H32ZM149 180V179H148ZM34 181V180H33ZM45 181H47V180H45ZM67 180H65V182H66ZM85 182V181H84ZM148 182V181H147ZM262 182V181H261ZM13 183L14 182H12V183H10V184H8V183H6V185L4 184V185H2L1 186V189H2V191H4V192H8L9 190H11L12 191V189H14L13 188ZM64 183V182H63ZM68 183V182H67ZM92 183V182H91ZM91 183H85V190H88V192L89 191H91L90 189L92 188V186H94V185H92ZM105 183V182H104ZM149 183H150V181H149ZM237 183V182H236ZM17 184V183H16ZM113 184V183H112ZM167 184V183H166ZM232 184H234V183H232ZM46 185V186H47ZM168 185V184H167ZM171 185H172V183H171ZM228 185H230V184H228ZM55 186V185H54ZM123 188H126L124 185H121ZM175 186V185H174ZM194 186V185H193ZM197 186V185H196ZM206 185H204V187H205ZM8 187H10V188H8ZM50 187V185L48 186V188ZM65 187V186H64ZM99 187V186H98ZM97 186H96V188H98ZM151 187V186H150ZM165 187V186H164ZM176 187V186H175ZM175 187H174V189H175ZM253 187V186H252ZM6 188H8V191H6ZM47 188V189H48ZM54 188V187H53ZM58 188V187H57ZM169 188V187H168ZM206 188V187H205ZM231 188V187H230ZM242 188H245V187H242ZM251 188V187H250ZM25 189V188H24ZM32 189V188H31ZM93 189V188H92ZM122 189V188H121ZM167 189V188H166ZM174 189H172V190H174ZM207 189V188H206ZM241 189V188H240ZM255 191H261V190H263L264 189V185H259V186H257V187H254L253 188ZM60 190H61V187H60ZM81 190V189H80ZM84 190V191H85ZM134 190V189H133ZM163 190V189H162ZM176 190V189H175ZM174 190V191H175ZM178 190V189H177ZM242 190V189H241ZM249 190V189H248ZM10 191V192H11ZM25 191H26V189H25ZM50 191H51V188H50ZM93 191V190H92ZM119 191V190H118ZM198 191V190H197ZM200 191V190H199ZM216 191V190H215ZM221 191V190H220ZM244 191V190H243ZM264 191V190H263ZM10 192H9V194H10ZM54 192V191H53ZM95 192V191H94ZM102 193H104V194H102V193H100V194H102V196H104V197H106L107 199H108V197H114V194L112 193V192H110V189H109V186L107 185V186H105V188L101 191ZM206 192H208V191H206ZM213 192V191H212ZM211 192V193H212ZM247 192V191H246ZM13 193V192H12ZM32 193H34V190L32 191ZM49 193V192H48ZM58 193V192H57ZM60 193V192H59ZM86 193V192H85ZM99 193V192H98ZM218 193V192H217ZM231 193V192H230ZM242 193H244V192H242ZM4 194V193H3ZM46 195H47V192L45 193ZM44 194V195H45ZM90 194V193H89ZM232 194H233V192H232ZM263 194V193H262ZM60 195V194H59ZM58 195V196H59ZM87 195V194H86ZM99 195V194H98ZM202 195V194H201ZM207 195H208V193H207ZM221 195V194H220ZM227 195V194H226ZM243 195V194H242ZM242 195H239V196H235V197H233L234 196V194H233V196H232V198H231V201H234L232 204H230V206H228V208H229V210L231 209L232 211H234V209H236L237 208V206L239 205V201H241L242 199H243V196ZM252 195V194H251ZM47 196H49V195H47ZM43 197L42 198V201H38V200H36V202H34L32 205L33 206H28V204H27V209H26V211L27 212H30V211H32V210H36L37 212H42V213H44L45 214V212H48V211H51V210H53L54 209V202H53V197L51 196L50 198L49 197ZM197 196V195H196ZM215 196H216V193H215ZM217 196H218V194H217ZM228 196V195H227ZM227 196H225V199H226V197ZM79 197V196H78ZM86 197V196H85ZM88 197H89V195H88ZM91 197V196H90ZM218 197H221V196H218ZM231 197V196H230ZM252 197V196H251ZM98 198V197H97ZM100 198V197H99ZM198 198V197H197ZM200 198V197H199ZM260 198V197H259ZM263 198V197H262ZM55 199V198H54ZM63 199V198H62ZM61 199V200H62ZM82 199V198H81ZM80 199V200H81ZM88 199V198H87ZM147 199L150 201H152V200H154L155 201V206L153 207L154 208V212H153V214H154V217H156V215L155 214H159V213H161L162 212V210L165 208V205H166V203H168L167 202V198H166V193H165V190H163V191H160V189L157 187V186H154V191L152 192V193H149V194H147ZM222 199V198H221ZM224 199V200H225ZM9 200V199H8ZM75 200V199H74ZM92 200V199H91ZM144 200V199H143ZM202 200H204V199H202ZM201 200V201H202ZM208 200V199H207ZM217 200V199H216ZM223 200V199H222ZM221 200V201H222ZM228 200H230V198L228 199ZM227 200V201H228ZM250 200H252V199H250ZM261 200V199H260ZM263 200V199H262ZM72 201V200H71ZM99 201V200H98ZM145 201V200H144ZM198 201V200H197ZM4 202V201H3ZM62 202H64L63 200H62ZM80 202V201H79ZM87 202H92V201H87ZM95 202H97V200L95 199V201L93 202V205H94V203ZM100 202V201H99ZM195 202V201H194ZM225 202H226V200H225ZM224 202V203H225ZM247 202V201H246ZM249 202V201H248ZM247 202V203H248ZM12 203V202H11ZM73 203V202H72ZM81 203H83V202H81ZM112 203V202H111ZM196 203V202H195ZM209 203H211V202H209ZM252 203H253V201H252ZM9 204V202H6V205H8ZM62 204V203H61ZM75 204V203H74ZM105 204V203H104ZM187 204V203H186ZM197 204V203H196ZM199 204V203H198ZM202 204V203H201ZM205 204H207V202L206 203H204V205ZM246 204V203H245ZM63 205V204H62ZM61 205V206H62ZM66 205V204H65ZM152 205V204H151ZM150 205V206H151ZM194 205V204H193ZM208 205V204H207ZM229 205V204H228ZM250 205V204H249ZM72 206V205H71ZM83 206V205H82ZM186 205H184V207H185ZM225 206H227V205H225ZM75 207H76V205H75ZM87 207V206H86ZM89 207V206H88ZM108 207V206H107ZM148 207V206H147ZM187 207V206H186ZM206 207V206H205ZM210 207V206H209ZM83 208V207H82ZM122 208V207H121ZM120 208V209H121ZM199 208H201V207H198V209ZM207 208V207H206ZM205 208V209H206ZM78 209V208H77ZM116 209V208H115ZM119 209V210H120ZM130 209V208H129ZM128 209V211H126V213L125 212H121L120 214H118V215H115V216H113L112 214H110L112 217H109V216H107V217H109V218H107L102 224H104V227L106 226V227H110V230H114V229H116V228H120L121 226H122V224H123V222L125 221L124 219H125V216L128 214V213H130L129 210ZM132 209H133V207H132ZM131 209V210H132ZM185 209V208H184ZM188 209V208H187ZM186 209V210H187ZM197 209V210H198ZM209 209V208H208ZM207 209V210H208ZM2 210V209H1ZM0 210V211H1ZM73 210V209H72ZM134 210H135V208H134ZM190 210H192V209H190ZM200 210V209H199ZM226 210V209H225ZM237 210H239V209H237ZM247 210V209H246ZM62 211V210H61ZM60 211V212H61ZM68 211V210H67ZM74 211V210H73ZM149 211V210H148ZM188 211V210H187ZM252 211V210H251ZM250 211V212H251ZM259 211V210H258ZM257 211V212H258ZM80 212H81V209H80ZM109 212V211H108ZM117 212V211H116ZM194 212V211H193ZM200 212V211H199ZM82 213V212H81ZM110 213V212H109ZM135 213H137V212H135ZM142 213V212H141ZM184 213V212H183ZM189 213H190V211H189ZM195 213V212H194ZM193 213V214H194ZM197 213V212H196ZM230 213V212H229ZM234 213V212H233ZM47 214V213H46ZM66 214V213H65ZM103 214V213H102ZM108 214V213H107ZM107 214H105V215H107ZM132 214V213H131ZM134 214V213H133ZM246 214V213H245ZM109 215V214H108ZM137 215V214H136ZM187 215H188V213H187ZM26 216V218L29 216L28 215V213L25 215ZM46 216V215H45ZM55 216L57 217V218H60V215H59V213H57L56 212V214H55ZM65 216V215H64ZM91 216V215H90ZM94 216V215H93ZM92 216V217H93ZM103 216V215H102ZM101 216V217H102ZM133 216V215H132ZM131 216V217H132ZM138 216H139V213H138ZM228 216V215H227ZM232 216V215H231ZM239 216V215H238ZM66 217H67V215H66ZM69 217V216H68ZM83 217V216H82ZM153 217V216H152ZM186 217V216H185ZM188 217V216H187ZM75 218V217H74ZM106 218V217H105ZM128 218V217H127ZM139 218H141V217H139ZM202 218V217H201ZM73 219V218H72ZM76 219V218H75ZM82 219V218H81ZM200 219V218H199ZM230 219V218H229ZM258 219V218H257ZM55 220V219H54ZM70 220V219H69ZM196 220H198V219H196ZM263 220V219H262ZM62 221V220H61ZM72 221V220H71ZM70 221V222H71ZM77 221H79V220H77ZM76 221V222H77ZM167 222L169 221V220H166ZM253 221V220H252ZM257 221V220H256ZM63 222V221H62ZM62 222H59V223H62ZM69 222V223H70ZM83 222H84V224L85 225H87L86 223H85V221L83 220ZM92 222H93V220H92ZM199 222V221H198ZM208 222V221H207ZM254 223H255V221H253ZM82 223V222H81ZM96 223V222H95ZM127 223V222H126ZM130 223V222H129ZM201 223V222H200ZM199 223V224H200ZM230 223H232V222H230ZM15 224V225H14ZM14 224H12V226L14 227V229H16V232L17 231H20L21 229H19V227L16 225L17 223L15 222ZM74 224H76L75 222H74ZM74 224H70V225H74ZM205 224V223H204ZM208 224V223H207ZM89 225H90V223H89ZM127 225V224H126ZM164 225V224H163ZM162 225V226H163ZM182 225V224H181ZM213 225V224H212ZM252 225H253V223H252ZM261 225V224H260ZM9 226V225H8ZM62 226H64L63 224H62ZM88 226V225H87ZM87 226H82V227H86V228H88ZM91 227H92V225H90ZM96 227H98V226H100V224H98V226L97 225H95ZM214 226V225H213ZM217 226V225H216ZM238 226V225H237ZM242 226H243V224H242ZM254 226V225H253ZM60 227H61V225H60ZM65 227V226H64ZM64 227H62L61 229L59 228V230H57L56 232H48V233H46V232H44V233H46V234H49V235H46V234H44V233H37V232H33V231H30V232H26V230L25 231H23V235L21 236V238L18 240V241H16V244H14V245H11V244H9L8 245V250H9V252L10 253H13V255L11 256V258H12V262H13V264H74L76 261H78L79 259H80V257L81 256H79V255H77V256H75L74 254H71V253H73V252H71V253H69V252H66V251H64V250H62L61 248H59L60 246H58L57 248L58 249H61V251H56L55 250V246H57V243L58 242H60V237H62L63 236V231L64 230H66L67 228L65 227V229H64ZM93 227H94V225H93ZM95 227V228H96ZM166 227L167 228H169V226H167V224H166ZM165 227V228H166ZM184 227V226H183ZM258 226H256V230L258 229L257 228ZM80 228V227H79ZM78 228V229H79ZM122 228V227H121ZM159 228V227H158ZM165 228H164V230H165ZM199 228V227H198ZM208 228H210V227H208ZM248 228V227H247ZM29 229V228H28ZM31 229H33V228H31ZM76 229V228H75ZM104 229V228H103ZM109 229V228H108ZM107 229V230H108ZM127 229V228H126ZM162 229V228H161ZM220 229V228H219ZM246 229V228H245ZM2 230V229H1ZM86 230V229H85ZM92 230V229H91ZM170 230V229H169ZM212 230V229H211ZM232 230V229H231ZM247 230V232H248V230L249 229H246ZM262 230H264V229H262ZM75 231H78V230H75ZM87 231H89V230H87ZM159 231V230H158ZM157 231V232H158ZM161 231V230H160ZM207 231V230H206ZM208 231H209V229H208ZM226 231H229V230H226ZM258 231V230H257ZM21 232V231H20ZM66 232V231H65ZM70 232H72V231H70ZM69 232V233H70ZM86 232V231H85ZM91 233L93 232V231H90ZM106 232V231H105ZM120 232V231H119ZM157 232H154V233H157ZM205 232V231H204ZM247 232H245V233H247ZM262 232V231H261ZM76 233V232H75ZM115 233V232H114ZM159 233V232H158ZM208 233V232H207ZM236 232H235V230H234V234H235ZM245 233H243V231H239L238 233H236V237L237 238H235L234 240H231V243L228 241V244L230 243V245L229 246H225L223 249H219V250H221V261H223L224 263H226V264H230L232 261H233V259H234V252L236 251V249H247V248H250V247H252V246H255V245H257V244H260L261 243V235L260 236H257V237H253V239H251V237L250 236H248V235H246ZM254 233H257L256 231L254 232ZM258 233H260V232H258ZM85 234V233H84ZM83 234V235H84ZM100 234V233H99ZM120 234V233H119ZM131 234V233H130ZM169 234V232H167V230H166V232L164 233V235H166V237L165 236H163L164 237V241H166L167 243H164L163 242V245L161 244L159 247V249H155L156 251H158L159 252V255L158 254H156L157 255V257H156V260L158 259V260H160L159 262L160 263H162L161 261H163V259H161V257H162V253H163V249L166 251V252H168V250H166L167 248H166V246L168 247V248H171L172 247V245H171V243H169L168 241H170L171 239H173L172 237H173V235H172V237H171V235L169 236L168 235ZM184 234V233H183ZM199 234H200V232H199ZM227 234V233H226ZM230 234H232V233H230L229 232V235ZM248 234H249V232H248ZM251 234H253V233H251ZM250 234V235H251ZM11 235V234H10ZM67 235H69L68 233H67ZM75 235V234H74ZM73 235V236H74ZM78 235V233H76V236ZM109 235V234H108ZM124 235V234H123ZM162 235V234H161ZM160 235V236H161ZM209 235V234H208ZM211 235V234H210ZM229 235H227V237L229 236ZM233 235V234H232ZM231 235V236H232ZM95 237H96V234L94 235ZM138 236V235H137ZM155 235H153V237H154ZM205 236V235H204ZM225 236V235H224ZM70 237V236H69ZM81 237V236H80ZM87 237V236H86ZM135 237V236H134ZM133 237V238H134ZM226 237V236H225ZM227 237L225 238V240L227 239ZM233 237V236H232ZM10 238V240L9 241H14V240H16V236L15 235H12V236H10L9 237ZM65 238V237H64ZM77 238H79V237H77ZM132 238V239H133ZM146 237H144V239H145ZM148 238H149V236H148ZM148 238H147V242H150V241H148ZM155 238V237H154ZM168 238H171L170 240L168 239ZM209 238V237H208ZM110 238H108V240H109ZM228 239H229V237H228ZM231 239V238H230ZM263 239V238H262ZM65 240V239H64ZM67 240H69V238H67ZM90 240H91V238H90ZM89 240V241H90ZM142 240H143V238H142ZM142 240H140V243L139 244H142L141 243V241ZM158 240V239H157ZM81 241V240H80ZM88 241V242H89ZM106 241V240H105ZM145 241V240H144ZM144 241H143V243H144ZM160 241V240H159ZM163 241V240H162ZM172 241V240H171ZM214 241V240H213ZM222 241V240H221ZM69 242V241H68ZM81 242H83V240L81 241ZM92 242V241H91ZM161 242V241H160ZM154 243V242H153ZM152 243V244H153ZM159 243V242H158ZM218 243V242H217ZM223 243H227V242H223ZM59 244V243H58ZM91 244V243H90ZM94 244V243H93ZM116 244H118V243H116ZM145 244V243H144ZM166 244V245H165ZM78 245V244H77ZM84 245V244H83ZM86 245H88V243L86 244ZM133 245V244H132ZM132 245H131V247H132ZM150 245H151V242H150ZM181 242L179 243V244H177L176 246H178V247H181ZM221 245L222 246H224V245H226V244H220V247H221ZM66 246V245H65ZM79 246V245H78ZM85 246V245H84ZM83 246V247H84ZM118 246V245H117ZM147 246V245H146ZM151 246H153V245H151ZM62 247H64V245L62 246ZM67 247V246H66ZM65 247V248H66ZM82 247V246H81ZM95 247V246H94ZM99 247V246H98ZM112 247V246H111ZM115 247V246H114ZM122 247H124L123 245H122ZM131 247H128V249H131ZM139 247H140V245H139ZM144 247V246H143ZM154 247H156V245L154 246ZM85 248V247H84ZM124 248H126V247H124ZM148 248V247H147ZM150 248V247H149ZM195 248L196 249H203L204 248V246L202 245V244H197L196 246H195ZM64 249V248H63ZM76 249V248H75ZM104 249V248H103ZM116 249V248H115ZM136 250V246L134 247V248H132V250ZM145 249H146V247H145ZM29 251V250H31V251H33V253H30V254H26V256L24 255V253H26V251ZM81 250V249H80ZM90 250H91V248H90ZM112 250V249H111ZM117 250V249H116ZM121 250V249H120ZM148 250V249H147ZM150 250H152V252H153V250L154 249H150ZM170 250V249H169ZM87 251V250H86ZM95 251V250H94ZM119 251V250H118ZM122 251V250H121ZM252 251V250H251ZM76 252V251H75ZM107 252V251H106ZM133 252V251H132ZM170 252V251H169ZM211 252V251H210ZM246 252V251H245ZM88 253V252H87ZM101 253V252H100ZM110 253H112V252H110ZM118 254H119V252H117ZM126 253H127V251H126ZM134 253V255L137 257V255H138V252H137V255H136V251H134L133 252ZM142 254L144 253V252H141ZM150 253V252H149ZM78 254V253H77ZM213 254V253H212ZM244 254V253H243ZM242 254V255H243ZM104 255H105V253H104ZM125 255V254H124ZM133 255V254H132ZM141 255V254H140ZM151 254H149V256H150ZM155 255V254H154ZM165 256H167L168 255V253H167V255L166 254H164ZM172 255V254H171ZM213 255H215V254H213ZM217 255V254H216ZM215 255V256H216ZM237 253L235 254V257H237ZM103 256V255H102ZM107 256V255H106ZM121 256V252H120V254H119V257ZM126 256V255H125ZM151 256H153V255H151ZM150 256V257H151ZM190 256V255H189ZM246 256V255H245ZM124 257V256H123ZM180 257H183V256H180ZM217 257V256H216ZM125 258V257H124ZM141 258V257H140ZM147 258V257H146ZM146 258H144V260L146 259ZM152 258V257H151ZM162 258H164V261L166 260V258L165 257H162ZM199 260H201L204 264H206V263H208L210 260H211V258H210V256H208V255H199ZM258 258V257H257ZM100 259V258H99ZM109 259H110V257H109ZM115 259V258H114ZM127 259H128V257H127ZM127 259H126V261H127ZM216 259V258H215ZM1 260V259H0ZM81 260H83V259H81ZM107 260V259H106ZM105 260V261H106ZM142 260V259H141ZM220 260V259H219ZM248 260V259H247ZM252 260H254V259H252ZM260 260V259H259ZM66 261H68V262H66ZM113 261H116L117 263L116 264H124L123 263V261H122V258L121 259H115V260H113ZM146 261V260H145ZM148 261V260H147ZM163 261V262H164ZM177 261V260H176ZM183 261H186V260H183ZM257 261V260H256ZM98 262H99V260H98ZM103 262H104V260H103ZM128 262H130V261H128ZM141 262H143V260L141 261ZM178 262V264H185V263H183L180 259H179V261H177ZM81 263V262H80ZM101 263H102V261H101ZM100 263V264H101ZM113 263V262H112ZM140 263V262H139ZM144 263V262H143ZM149 263V262H148ZM168 263V262H167ZM262 264L264 263V262H261ZM261 263H259V264H261ZM0 264H4V262L3 263H1V261H0ZM104 264V263H103ZM105 264H107V263H105ZM134 264V263H133Z\"/></svg>",
    "mask_w": 264,
    "mask_h": 264
}]
</instances>
